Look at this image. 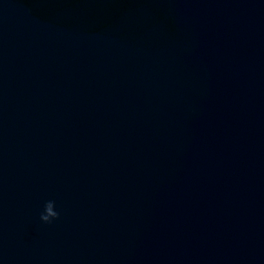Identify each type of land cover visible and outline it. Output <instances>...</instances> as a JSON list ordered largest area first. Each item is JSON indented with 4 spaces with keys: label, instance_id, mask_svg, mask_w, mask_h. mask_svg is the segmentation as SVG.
I'll return each mask as SVG.
<instances>
[{
    "label": "water",
    "instance_id": "95a60500",
    "mask_svg": "<svg viewBox=\"0 0 264 264\" xmlns=\"http://www.w3.org/2000/svg\"><path fill=\"white\" fill-rule=\"evenodd\" d=\"M0 264H264V0H0Z\"/></svg>",
    "mask_w": 264,
    "mask_h": 264
},
{
    "label": "clouds",
    "instance_id": "9594fccd",
    "mask_svg": "<svg viewBox=\"0 0 264 264\" xmlns=\"http://www.w3.org/2000/svg\"><path fill=\"white\" fill-rule=\"evenodd\" d=\"M59 212L57 210L56 203L52 200H49L45 206L44 210L39 214V220L43 224H51L53 221L59 219Z\"/></svg>",
    "mask_w": 264,
    "mask_h": 264
}]
</instances>
